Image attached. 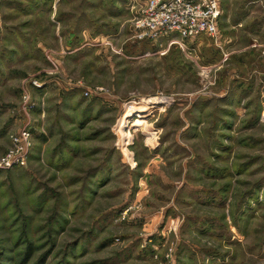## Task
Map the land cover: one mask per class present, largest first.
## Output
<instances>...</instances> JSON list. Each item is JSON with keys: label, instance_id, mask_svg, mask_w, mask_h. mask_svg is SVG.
I'll list each match as a JSON object with an SVG mask.
<instances>
[{"label": "rangeland", "instance_id": "rangeland-1", "mask_svg": "<svg viewBox=\"0 0 264 264\" xmlns=\"http://www.w3.org/2000/svg\"><path fill=\"white\" fill-rule=\"evenodd\" d=\"M146 1L0 0V264H264V46L139 42Z\"/></svg>", "mask_w": 264, "mask_h": 264}, {"label": "built area", "instance_id": "built-area-1", "mask_svg": "<svg viewBox=\"0 0 264 264\" xmlns=\"http://www.w3.org/2000/svg\"><path fill=\"white\" fill-rule=\"evenodd\" d=\"M140 14L134 21L133 36L139 42L156 41L174 34L177 41L170 44L182 47L183 41H192L200 35L210 37L215 42L218 38L217 21L221 15L218 0H147ZM226 56L223 54L224 61ZM32 85L40 87L36 81ZM100 91L95 89V92ZM23 100L25 105L29 96L24 94ZM9 143L10 147L0 157V171L26 164L34 146L30 124L26 123L21 130L10 133Z\"/></svg>", "mask_w": 264, "mask_h": 264}, {"label": "crops", "instance_id": "crops-1", "mask_svg": "<svg viewBox=\"0 0 264 264\" xmlns=\"http://www.w3.org/2000/svg\"><path fill=\"white\" fill-rule=\"evenodd\" d=\"M218 1L221 15L217 27L225 20L223 29L228 31L227 35L222 34L217 38L224 48L227 45L233 49L238 48V37L247 38L245 43L241 42L242 52L256 46H264V0H225V7L222 0Z\"/></svg>", "mask_w": 264, "mask_h": 264}, {"label": "bare ground", "instance_id": "bare-ground-1", "mask_svg": "<svg viewBox=\"0 0 264 264\" xmlns=\"http://www.w3.org/2000/svg\"><path fill=\"white\" fill-rule=\"evenodd\" d=\"M143 110V108H140V107H134V109H132L131 111L132 112H138V111H142ZM138 123V122H137ZM136 125H138V124H136Z\"/></svg>", "mask_w": 264, "mask_h": 264}, {"label": "trees", "instance_id": "trees-1", "mask_svg": "<svg viewBox=\"0 0 264 264\" xmlns=\"http://www.w3.org/2000/svg\"><path fill=\"white\" fill-rule=\"evenodd\" d=\"M34 147V146H33ZM33 149V148H32Z\"/></svg>", "mask_w": 264, "mask_h": 264}]
</instances>
